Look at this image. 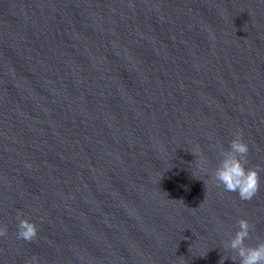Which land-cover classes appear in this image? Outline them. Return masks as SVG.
<instances>
[{
  "label": "water",
  "instance_id": "1",
  "mask_svg": "<svg viewBox=\"0 0 264 264\" xmlns=\"http://www.w3.org/2000/svg\"><path fill=\"white\" fill-rule=\"evenodd\" d=\"M238 131L251 200L212 176ZM241 218L264 240V0H0V264H219Z\"/></svg>",
  "mask_w": 264,
  "mask_h": 264
},
{
  "label": "clouds",
  "instance_id": "2",
  "mask_svg": "<svg viewBox=\"0 0 264 264\" xmlns=\"http://www.w3.org/2000/svg\"><path fill=\"white\" fill-rule=\"evenodd\" d=\"M249 146L243 140L239 131L226 150L220 153L219 163L212 173L214 181L222 185L225 191L236 192L241 200H251L259 188L258 168L247 167ZM206 160H201V166L206 171ZM251 225L247 219L241 218L238 221V228L235 233L225 242L223 248L232 253L231 256H221L219 264H224L225 259H231L238 264H264V240L257 243L247 244L250 236ZM2 234V230H0ZM37 235V227L34 222L26 218L19 220L17 224V236L20 239L31 241ZM28 264H39V258L33 256Z\"/></svg>",
  "mask_w": 264,
  "mask_h": 264
}]
</instances>
